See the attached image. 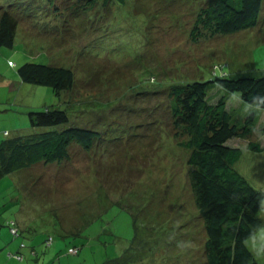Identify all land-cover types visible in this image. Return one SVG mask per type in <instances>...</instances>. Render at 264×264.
Returning <instances> with one entry per match:
<instances>
[{"label": "rangeland", "instance_id": "1", "mask_svg": "<svg viewBox=\"0 0 264 264\" xmlns=\"http://www.w3.org/2000/svg\"><path fill=\"white\" fill-rule=\"evenodd\" d=\"M19 1L31 4L29 12L14 47H0V143L46 129L31 126L29 111L47 107L67 110L74 124L101 135L89 149L71 144L63 161L36 163L0 179V264H105L129 246L135 221L148 241L162 236L166 264H205L206 234L187 177L190 153L171 134L161 106L150 114L161 94L142 95L153 82L136 75H157L153 88L207 80L221 63L233 74L264 75V19L256 28L194 42L189 33L204 0H136L142 13L122 16L129 6H113L107 15L93 9L84 18L70 17L71 24L53 15L49 0ZM62 1L57 4L66 11ZM27 61L73 67L84 104L69 105L51 86L22 82L18 67ZM232 99L238 106L239 98ZM130 106L134 110L125 112ZM244 106L248 113L256 107ZM262 118L264 126V112ZM253 139L264 143L259 133ZM236 142L247 145L230 141ZM245 149L235 168L264 190V152ZM260 215L264 220V202ZM12 218L39 230L14 237ZM80 226L79 234L67 233ZM48 234L54 240L47 242ZM21 240L25 259L18 261L12 254ZM248 244L264 264V224ZM33 245L37 255L30 256L25 250ZM70 245L79 253L66 255Z\"/></svg>", "mask_w": 264, "mask_h": 264}, {"label": "trees", "instance_id": "2", "mask_svg": "<svg viewBox=\"0 0 264 264\" xmlns=\"http://www.w3.org/2000/svg\"><path fill=\"white\" fill-rule=\"evenodd\" d=\"M62 4L68 13L61 11L57 0H49L53 15L69 24L70 17L84 18L93 9H104L107 15L113 6L125 9L129 6L122 16L133 11L142 13L137 12L140 6L136 0H63ZM30 6L25 1L0 0V47H14L19 22L29 12ZM263 17L264 0H204L196 12L190 39L198 42L201 38L211 39L256 28ZM141 57L138 63L142 61ZM139 72V76L138 73L136 75L139 82H153L146 85H150L151 89L143 88L142 95L148 92L161 94L154 107L150 103V114L161 106L172 122L171 134L190 153L187 177L206 234L203 248L205 264H261L248 243L264 224L260 215L264 190L256 188L235 168L236 162L244 154L245 146L242 145L244 143L231 144L230 141L241 139L254 152L264 150V143L253 139L254 134L264 136V126H261L264 75L253 72L233 74L221 63L213 69L207 80L195 79L153 88L159 81L157 75L149 77L147 71ZM18 73L23 82L51 86L60 97L64 94V102L69 105L84 104L83 99L77 97L80 96L79 82L73 67L27 61L18 67ZM134 90L136 94L141 92L139 89ZM232 98H239L238 106H234ZM244 102L255 104L254 111L248 113V108H243ZM127 110L132 111L134 108L126 107L124 111ZM29 117L33 128L46 129L28 136L9 137L0 143V179L15 175L36 163L63 161L69 156L71 144L76 142L89 149L101 135V131L93 126L74 124L65 109L47 107L30 110ZM8 226L14 237H21L25 233L33 236L39 230L30 224L22 226L14 218L8 221ZM81 226L77 231L66 232L79 234ZM135 227L136 234L129 246L105 264H166L159 246L162 236L148 238V241L136 221ZM160 235L163 234L160 232ZM47 237V242L54 240L52 234ZM23 243L21 240L18 252L12 254L18 261L25 259L21 247ZM80 249L78 245H70L66 255L78 254ZM27 252L30 256L37 255L34 246Z\"/></svg>", "mask_w": 264, "mask_h": 264}, {"label": "crops", "instance_id": "3", "mask_svg": "<svg viewBox=\"0 0 264 264\" xmlns=\"http://www.w3.org/2000/svg\"><path fill=\"white\" fill-rule=\"evenodd\" d=\"M22 82H23V81H22ZM22 82H21V83H22ZM22 84H24V83H22ZM9 133H10V132L5 131V134H8V135H9ZM242 145L245 146V144H242ZM245 148H247V147L245 146ZM245 148H244V153H245V150H246ZM261 152H264V150H262ZM243 155H244V154H243ZM261 161H264V156H263V158H261ZM260 211H261V210H260ZM0 233H1V229H0ZM33 246H34V245H33ZM17 251H18V250H17ZM17 251H15L14 253H16ZM25 252H27V251L25 250ZM14 253H13V254H14ZM27 253H28V252H27Z\"/></svg>", "mask_w": 264, "mask_h": 264}, {"label": "built area", "instance_id": "4", "mask_svg": "<svg viewBox=\"0 0 264 264\" xmlns=\"http://www.w3.org/2000/svg\"><path fill=\"white\" fill-rule=\"evenodd\" d=\"M71 250H75L76 251V249H71Z\"/></svg>", "mask_w": 264, "mask_h": 264}]
</instances>
